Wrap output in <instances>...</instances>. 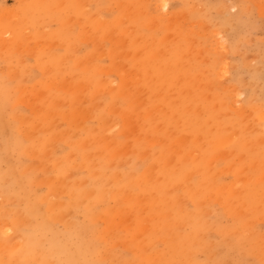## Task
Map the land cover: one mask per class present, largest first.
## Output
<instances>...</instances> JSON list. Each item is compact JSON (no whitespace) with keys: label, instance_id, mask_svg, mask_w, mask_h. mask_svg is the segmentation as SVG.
I'll return each instance as SVG.
<instances>
[{"label":"rangeland","instance_id":"rangeland-1","mask_svg":"<svg viewBox=\"0 0 264 264\" xmlns=\"http://www.w3.org/2000/svg\"><path fill=\"white\" fill-rule=\"evenodd\" d=\"M0 264H264V0H0Z\"/></svg>","mask_w":264,"mask_h":264}]
</instances>
